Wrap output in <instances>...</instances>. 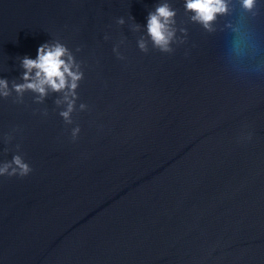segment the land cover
<instances>
[{
  "label": "water",
  "instance_id": "1",
  "mask_svg": "<svg viewBox=\"0 0 264 264\" xmlns=\"http://www.w3.org/2000/svg\"><path fill=\"white\" fill-rule=\"evenodd\" d=\"M227 4L209 29L185 0H0V165L32 169L0 176V264H264V0ZM56 41L70 120L63 92L13 88Z\"/></svg>",
  "mask_w": 264,
  "mask_h": 264
},
{
  "label": "clouds",
  "instance_id": "2",
  "mask_svg": "<svg viewBox=\"0 0 264 264\" xmlns=\"http://www.w3.org/2000/svg\"><path fill=\"white\" fill-rule=\"evenodd\" d=\"M243 7L252 11L256 0H242ZM185 7L194 13L192 19L211 29L218 15L228 12L227 0H185ZM176 13L168 4L159 5L155 12L149 13L147 30L154 44L164 51L170 50V43L174 37V30L171 28ZM123 21H121L122 23ZM141 48L145 47L141 42ZM24 68L23 83H14L13 88L19 94L31 90L39 94L40 99L46 97L49 91L63 92L64 100L67 101V110L61 115L70 120L74 110V99L78 82L83 74L78 70L75 59L66 45L56 41L45 43L37 48L35 58L25 56L22 60ZM75 69V70H74ZM10 94L9 82L0 78V96L7 97ZM60 103V101H57ZM83 107V105L81 106ZM79 128L73 130V135L78 134ZM13 168L11 164L0 165V176L16 175L28 176L31 174V166L25 163L20 156L14 157ZM11 168V172L9 169Z\"/></svg>",
  "mask_w": 264,
  "mask_h": 264
}]
</instances>
